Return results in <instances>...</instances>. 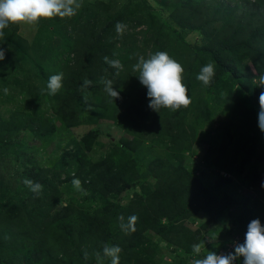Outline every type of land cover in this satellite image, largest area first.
I'll list each match as a JSON object with an SVG mask.
<instances>
[{
  "label": "rangeland",
  "instance_id": "374dc122",
  "mask_svg": "<svg viewBox=\"0 0 264 264\" xmlns=\"http://www.w3.org/2000/svg\"><path fill=\"white\" fill-rule=\"evenodd\" d=\"M258 2L257 9L244 16L241 15L242 9L248 4L238 0H191L190 6H185L181 0H81L82 7L73 17L41 19L36 25L10 23L0 36V48L5 51V59L0 61V83L8 84V91L16 76L22 83L31 82L41 87L39 80L47 83L50 76L72 68V52L84 48L83 38L86 36H82L80 31L83 24L93 26V30L105 36L101 49L90 54L101 53L103 58L118 60L122 65V68H116L121 88L131 94L142 85L136 76L138 73L133 70L139 56L147 58L157 51H166L182 64V76L190 80L191 99L187 107H182L185 113L182 121L187 134L193 135L194 139L189 141V149L181 152V163L216 200L226 196L232 203L222 199L212 219L204 212H198L192 219L185 220V226L190 229L209 222L208 232L202 235L198 255L193 251L184 253L152 231L145 233L144 245L135 252L142 259L147 258V249L151 252L146 264H194L195 259L204 258L208 252L220 256H227L228 250L234 253V249L244 243L247 232L238 221L243 200L249 201L250 205L264 204V189L258 184L251 185L246 178L252 170L257 175H264V132L258 127V98L264 91L260 86V77L264 75V0ZM221 4L230 9L226 15L219 14ZM193 6H201L198 15ZM113 19L125 25L122 34L117 33V24L112 29H104L105 24ZM235 23L243 26L239 31L243 36L241 42L254 36L252 43L244 45L243 50L245 47L249 49L258 67L253 66L249 59H239L232 64L233 70L220 75L212 85L205 86L196 76L201 67L209 63L214 65L216 73L219 62L214 58L211 60L209 54L220 53L225 48L218 42L223 40V35L229 34V26H236ZM12 34L14 41L10 45L4 38ZM155 39L158 46L153 45ZM215 41L217 43L213 45ZM43 70L48 73L46 77L40 76ZM99 96L96 95V101ZM38 108V117L55 124L56 132L42 139L35 129L16 134L13 142L17 146L14 148L17 149L16 155L0 156V206L7 208L14 201H19V196L15 194L12 198L7 190L20 189L23 169L36 163L49 173H61L60 180L53 182L58 192L56 204L47 208L39 203L33 213L37 221L47 219L50 225L54 215L69 203L80 213H92L101 208L104 202L99 194L78 190L72 182H62L71 166L61 170L59 159L65 149L71 150L73 142H78L88 131L97 133L92 150L85 153L86 159L92 163L103 160L107 154L118 159L120 154L114 148H119L122 140L129 141L132 137L115 122L98 115L94 123H88L87 117L93 113L87 108L79 116V124L71 128H66L43 105ZM18 111L25 115L30 113L29 108H24L15 99L0 97V116L3 119H9ZM142 141V149L136 154L135 168L144 176L119 197L117 204L123 209L133 200L144 199L153 189L156 180L147 172L149 162L167 152L147 138ZM161 141L166 143L165 139ZM221 160L225 167H221ZM71 165L73 168L74 163ZM71 219L63 224H79L76 216ZM258 219L264 226V213ZM161 222L164 224L165 221ZM53 224H58V221ZM122 261L120 256L119 263ZM232 264H243V257L236 256Z\"/></svg>",
  "mask_w": 264,
  "mask_h": 264
},
{
  "label": "trees",
  "instance_id": "16d2710c",
  "mask_svg": "<svg viewBox=\"0 0 264 264\" xmlns=\"http://www.w3.org/2000/svg\"><path fill=\"white\" fill-rule=\"evenodd\" d=\"M181 1L185 2V6L191 5V0ZM238 1L248 4L242 9L244 11L241 15L244 16L259 6L258 0H252V3L250 0ZM200 10L201 6H193L197 15ZM229 10L227 5L221 4L219 14L226 15ZM115 19L108 21L104 29L114 28L118 22ZM235 24L236 26H229V34L223 35V40L218 42L225 48L220 53L209 54L211 60L219 62L213 82L223 73L233 70L232 64L239 59H249L253 66H257L249 49L245 47L243 50L244 45L252 43L254 36L252 40L241 42L240 38L243 36L239 31L243 26ZM93 28L88 24L81 27L82 36H86L83 38L84 48L72 52L73 67L63 73V86L55 95L44 92V85L47 84L44 80H39L41 87H36L31 82L22 83L16 76L11 90L6 94L2 88H6L8 84L0 83V97L15 99L24 108L30 109L28 115L18 111L12 113L7 120L0 116V156L16 155L17 149L14 148L17 146L13 142L20 131L35 129L40 139L56 132L55 124L38 117L40 105L51 111L66 128L77 126L79 116L87 108L93 113L87 117L88 123H94L95 116H101L115 122L132 139L122 140L119 148H114L120 154L118 159L107 154L96 163L87 160L85 154L95 144V131H88L78 142H73L71 150L63 151L59 159L60 168L62 170L68 165L71 167L67 169L62 182L70 183L78 178L81 190L93 195L99 194L104 204L92 213H80L69 203L54 215L50 225L47 219L37 221L36 214L33 213L39 203L47 208L56 204L58 192L53 182L60 180L61 173H49L36 163L24 168L20 189L7 190L12 198L15 194L19 196V201H14L7 208L0 206V264H111L110 258L103 255L105 245H118L121 248L119 255L123 261L119 264H130L133 261L135 263L132 264H146L151 252L147 249V258L142 259L135 251L144 245V234L150 231L184 253H190L193 244L203 242L202 235L208 232L209 222L190 229L185 226V220L192 219L198 212H204L212 219L222 199L232 203L226 196L216 200L181 163V152L189 149L188 143L194 139L183 126L182 117L185 113L182 107L176 110L161 108L157 113L149 107L145 86H138L132 94L122 90L118 79L120 74L116 68L106 63L101 53L90 54L91 51L101 49L105 39L100 31L96 32ZM13 37L14 34L5 37L4 41L6 39L11 45ZM153 41L154 46L159 45L158 40ZM216 43L217 41L213 45ZM43 71L44 74L40 76L46 77L48 73ZM108 79L113 81L114 88L119 92L115 100L104 91L103 81ZM85 80L91 82L87 87L82 86ZM183 82L189 88V78H183ZM97 94H100L98 101L95 100ZM146 138L167 152L163 157H156L149 162L147 172L156 180L153 189L144 199L133 200L123 209L117 204L119 197L136 186L137 180L144 176L136 170L135 165L136 154L141 151L142 140ZM220 149L224 150V147ZM71 163H74L73 168ZM220 165L225 167V162L221 160ZM246 178L251 185L258 184L264 189V175H257L252 170ZM25 179L42 185L40 193L32 192L24 184ZM263 213L264 204L250 205L249 201L243 200L238 221L246 230L248 224ZM73 216L79 218V224H63L64 221H71ZM132 216L136 217L134 222H130L129 218ZM162 220L165 221L164 224ZM54 221H58V224H53Z\"/></svg>",
  "mask_w": 264,
  "mask_h": 264
},
{
  "label": "clouds",
  "instance_id": "9594fccd",
  "mask_svg": "<svg viewBox=\"0 0 264 264\" xmlns=\"http://www.w3.org/2000/svg\"><path fill=\"white\" fill-rule=\"evenodd\" d=\"M82 7L81 0H0V36L3 35L10 23H25L36 25L41 19L53 17H73ZM125 25L117 23V33L123 32ZM5 59V51L0 48V61ZM105 62L111 67L120 69L122 65L118 60H109L105 57ZM133 70L138 73L139 82L147 88L149 107L158 113L161 108L172 110L187 107L191 103L188 85L183 82L182 73L184 68L176 59L172 58L166 51H157L149 57L139 56L133 66ZM215 77V67L209 63L201 67L196 79L203 85L209 86ZM63 73H57L49 77L44 91L49 95H55L63 86ZM260 86L264 87V75L260 77ZM91 82L84 81L83 87H87ZM104 91L107 95L116 99L119 92L114 88L113 81L104 80ZM7 88L3 92L7 93ZM258 102L260 111L258 113V127L264 132V91L259 95ZM24 184L36 194L42 190V185L25 179ZM73 186L81 190V181L74 178ZM264 186V184H262ZM130 222L136 220L135 216L129 218ZM202 245L197 243L192 245L194 254H199ZM121 248L118 245H105L103 255L111 259V264H119ZM236 256L243 257V264H264V226L260 220L253 219L247 227L243 244L234 249V253L227 256H220L214 252L202 259H195L194 264H232Z\"/></svg>",
  "mask_w": 264,
  "mask_h": 264
},
{
  "label": "built area",
  "instance_id": "2783aa9c",
  "mask_svg": "<svg viewBox=\"0 0 264 264\" xmlns=\"http://www.w3.org/2000/svg\"><path fill=\"white\" fill-rule=\"evenodd\" d=\"M230 247H234V246H230ZM225 253H226V252H225ZM228 253H229V254H232V250H228ZM229 254L226 253V255H229Z\"/></svg>",
  "mask_w": 264,
  "mask_h": 264
}]
</instances>
